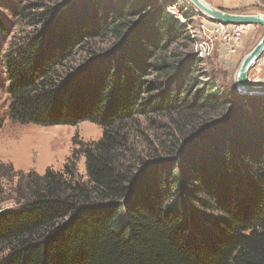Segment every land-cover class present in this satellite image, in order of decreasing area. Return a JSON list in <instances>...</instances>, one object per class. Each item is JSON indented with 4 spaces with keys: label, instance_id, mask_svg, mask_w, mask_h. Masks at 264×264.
Wrapping results in <instances>:
<instances>
[{
    "label": "trees",
    "instance_id": "obj_1",
    "mask_svg": "<svg viewBox=\"0 0 264 264\" xmlns=\"http://www.w3.org/2000/svg\"><path fill=\"white\" fill-rule=\"evenodd\" d=\"M176 1L13 7L31 30L4 52L9 118L102 132L78 148L84 176L71 157L17 179L0 264H264V97L222 91L177 52Z\"/></svg>",
    "mask_w": 264,
    "mask_h": 264
},
{
    "label": "rangeland",
    "instance_id": "obj_2",
    "mask_svg": "<svg viewBox=\"0 0 264 264\" xmlns=\"http://www.w3.org/2000/svg\"><path fill=\"white\" fill-rule=\"evenodd\" d=\"M19 1L30 0H0V17L5 22L0 27V210L15 209L21 205L15 199L17 179L28 172L41 175L47 169L60 171L68 159L72 157L75 159L78 174L84 176V157L79 154L78 148L81 143L97 140L102 132L99 125L90 122H82L76 125L41 126L36 124H19L9 118L7 111L9 100L6 93L8 81L3 61L4 52L10 43H20L25 33L31 30L30 27L22 23L14 24L13 22L14 20L10 12L13 10V7H17ZM178 1L182 0L176 1L178 5L182 6L183 3ZM204 1L218 9L231 11L224 9L221 2H215V0ZM255 7V11L245 9L244 12L251 14L253 12H264V0H259ZM186 15H188V20H192L190 30H187L184 24V30L189 40L180 41L181 44H179L177 52L183 51L189 57L191 53L194 54V37L192 36L194 35V26H196L195 31L197 33L199 26L204 25L206 21L209 23V20H206L203 16H194L190 11H187ZM222 25L228 26L227 24ZM5 28L6 32H3ZM251 30L253 32L249 34ZM249 31L241 33V41L245 39L243 36L248 35V37H246L244 45H237L234 52H230L219 41L222 39V36L221 34H217V41L214 45H211L212 50L210 54L206 58L201 59L202 62L199 67L207 71L215 79L222 91L237 92L235 88L237 68L243 57L255 46L263 34V29L259 25L253 26ZM185 43L190 45V47L184 48L181 46L185 45ZM99 45L105 48L109 46V42H100ZM248 78L256 84L264 83V54L250 69ZM256 97H264V95ZM213 120L212 122L214 123L215 120ZM147 132L149 139L152 138L151 133L154 134L155 138L158 137L159 132L161 133L160 130L156 131V129L146 130ZM163 136L165 137V135Z\"/></svg>",
    "mask_w": 264,
    "mask_h": 264
},
{
    "label": "water",
    "instance_id": "obj_3",
    "mask_svg": "<svg viewBox=\"0 0 264 264\" xmlns=\"http://www.w3.org/2000/svg\"><path fill=\"white\" fill-rule=\"evenodd\" d=\"M197 7L201 14L212 21L227 25L256 26L263 29V34L255 46L243 57L235 74V88L242 96L264 95V83L256 84L248 78L250 69L264 54V14L247 12H230L218 9L204 0H188Z\"/></svg>",
    "mask_w": 264,
    "mask_h": 264
},
{
    "label": "built area",
    "instance_id": "obj_4",
    "mask_svg": "<svg viewBox=\"0 0 264 264\" xmlns=\"http://www.w3.org/2000/svg\"><path fill=\"white\" fill-rule=\"evenodd\" d=\"M178 2H182L184 7L183 5L180 6V4L178 5L177 2H175L167 6L166 11L181 23L185 24L187 30H190L192 25V20L187 19V11H190V13H192L194 16H203L206 20H209V23H207L206 21L204 25H202L201 27L199 26V29H197V33L195 31L196 26H194V35H192L194 39L192 36L191 38L194 40L195 55H197L200 59L206 58L212 50L211 45H214L217 41V34H221L222 39L219 41H221V43H223V45L226 46L230 52H234L236 50L241 38V33L244 31V26H223L220 23L210 21L209 18L202 15L200 10L189 3V1L182 0Z\"/></svg>",
    "mask_w": 264,
    "mask_h": 264
},
{
    "label": "crops",
    "instance_id": "obj_5",
    "mask_svg": "<svg viewBox=\"0 0 264 264\" xmlns=\"http://www.w3.org/2000/svg\"><path fill=\"white\" fill-rule=\"evenodd\" d=\"M259 0H215V2H221L224 6V9L227 10H231L230 12H244L245 9L246 10H252L255 11L256 7V3L258 4ZM254 13V12H253ZM264 12H262L261 14H263ZM253 26H249V27H244V33L248 32L250 29H252ZM253 31H249V34L252 33ZM247 36H243L244 41H241L242 39L240 38V41L238 43V45H244V42L246 40Z\"/></svg>",
    "mask_w": 264,
    "mask_h": 264
}]
</instances>
